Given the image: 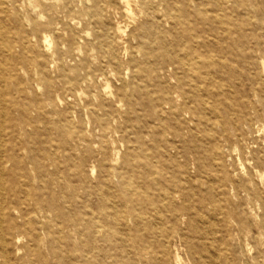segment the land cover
I'll return each mask as SVG.
<instances>
[{"label":"bare ground","instance_id":"bare-ground-1","mask_svg":"<svg viewBox=\"0 0 264 264\" xmlns=\"http://www.w3.org/2000/svg\"><path fill=\"white\" fill-rule=\"evenodd\" d=\"M59 1L0 0L3 11H8L5 8L8 4L16 11L14 17L0 15L1 257L5 264H166L145 262L141 256L136 262L142 246H138L135 239L130 241L133 247L126 262H113L111 232L141 231L146 234L165 231V224L171 235L195 229L196 210H193L191 195L199 173L191 174L188 164L179 161L178 157H187L191 151L182 150L175 143L183 142L196 131L207 132L210 120L207 113L218 110L214 99L216 93L234 87L236 99L226 102L237 105L227 118L212 122L217 125L214 134L217 141L220 138L225 141L232 135L245 139L256 123L258 130L264 129V103H261V113L256 103L264 91V60L260 61L261 65L252 77L239 76L226 62L222 64L224 74L213 75L218 67L215 59L223 61L229 56L239 57L245 24L243 17L253 11L256 0H81L80 5L74 0ZM121 2L127 5L122 11L124 19L112 32L110 17ZM72 13L77 14L83 27L89 30L81 44H76L75 38L66 33ZM55 29L68 42V47L73 44V49L77 48L79 52V59L71 68L73 74L61 79L62 88L73 89L78 85L79 90L75 92L80 95L81 89L95 85L99 74L104 75L106 81L105 87L81 100L78 110L70 107L63 110L65 120L76 129V134L61 159L48 149L47 140L34 137L39 121L32 116L30 105L31 79L44 77L38 54L32 48L33 39L41 33L47 43V32ZM121 34L126 36L124 40L117 39ZM116 42L121 43L128 54L127 61L120 59ZM254 50L258 52L259 47ZM28 52H31L30 56L25 55ZM139 56L144 59L139 60ZM125 69L133 77L147 71L157 81L155 88L147 90L153 102L152 110L147 107L145 119H137L141 124L135 134L141 149V161L138 162L134 161L135 157H128V151L122 157V150L128 144V114L136 113L133 89L125 75L129 71ZM111 75L119 81L114 87L109 81ZM244 82L250 85L249 95L239 91ZM152 92L157 93L155 97ZM228 97H231L230 93L225 95V100ZM59 100L63 102L60 97ZM225 105L230 108L229 104ZM164 114L171 115L175 124L160 130L158 122L163 121ZM228 119H231L229 126ZM24 150L29 151L28 156L22 153ZM133 152L136 154L137 151ZM88 157L93 158L94 164L88 165L89 175L83 176L79 170L87 164ZM213 158L218 167L227 164V167H221L223 175H218L217 180L227 179L235 184L233 196L238 201L242 197L249 204L250 212L263 228L260 234L264 240L261 217L264 188L256 181L254 170L246 173L245 181L234 183L235 173L229 169L228 160L217 155ZM257 166L259 163L254 160L252 167L257 170ZM102 167L107 168L105 173H102ZM30 171L37 184L31 181ZM75 179L81 187L87 185L82 194L77 193ZM137 184L143 188L139 192L131 189ZM57 185L73 192L67 195L63 189L56 192L54 186ZM220 192L224 193V189ZM135 193L139 208L131 200ZM94 197L96 202L92 200ZM61 198L64 202H60ZM111 199L119 206L115 205L113 209ZM218 201L213 199V204L217 205ZM208 204L215 209L211 202ZM160 223L163 227L158 229ZM238 223L239 235L235 238L242 246L243 235L252 229L246 230L245 221L240 217ZM63 233L74 239L76 246L65 255L59 249L50 252L52 248L61 247L60 241L65 238ZM180 240L169 241L174 244L171 259L175 264H186L192 258L189 255L182 259L180 248L185 240ZM98 241L103 243L104 262L94 260ZM158 243L165 246L160 240ZM43 247L53 257L43 254ZM142 250L146 252L149 246ZM253 258L257 262L251 264L264 263L260 262L258 254Z\"/></svg>","mask_w":264,"mask_h":264},{"label":"rangeland","instance_id":"rangeland-1","mask_svg":"<svg viewBox=\"0 0 264 264\" xmlns=\"http://www.w3.org/2000/svg\"><path fill=\"white\" fill-rule=\"evenodd\" d=\"M53 1L55 0H48V2ZM74 1L77 5L81 3V0ZM56 2L60 3L59 0H56ZM255 4L256 6L253 11L247 14L248 16L243 17L245 24L241 37L239 57L233 58L229 56L223 61L221 59H215L218 67L216 71H213V75L224 74L222 73L224 70L222 64L226 62L225 64L228 63L229 66L231 65V67H234L239 76L245 75L252 77L257 67L261 65L260 61L264 60V0H256ZM126 7V3L121 2L118 3L116 8L112 11L110 17L112 32H115L117 25L122 23L121 21L124 19L122 11L126 9ZM5 8H7L8 11H3L4 7L0 3V15L9 14L11 17H14L16 11L12 9V5H5ZM19 9H22V6H19ZM68 23L69 26L66 33L75 38L76 44H81L84 40V34L89 30L83 27L81 20L75 13H72V16L68 19ZM47 33L49 39L47 43H45L43 34L41 33L40 36L33 39L32 48H34L38 54V60H40L39 62L42 65L41 68L44 77L36 76L31 79L32 91L30 92V105L32 116L39 121L37 123V127L39 128L38 133L35 134L34 137L40 136L47 140L46 146L48 149L55 154L57 159H61L64 153L66 154L68 152L70 142L76 134V129L65 120L66 114L63 110H68L69 107L78 110L81 105V100H86L92 93H97L101 88L105 87L106 81L104 75L99 74L94 83L95 85L90 88L84 87L81 89L83 93L81 92L80 95H77L75 92V90H79L78 85H75L73 89H68L67 87L62 88L61 79L62 77L65 78V75L73 74L71 68L79 59V52L77 48L73 49V42H70L72 46L68 47V42L63 40L61 33H59V31L57 32L56 29L55 31H49ZM88 37L90 36L88 35ZM125 37L124 34H121L117 36V39L124 40ZM116 46L120 59L123 62L127 61L129 57L123 50L121 43L116 42ZM255 47H259L258 52L254 50ZM25 55L30 56L31 52L25 53ZM257 56L262 59H258ZM142 59H144V57L139 56V60ZM106 70L108 71L109 68H106ZM125 70L127 71L128 69ZM20 74H22V72H20ZM131 74L130 71L125 73L133 89L132 96L136 103V113L131 112L128 114L130 117V121L128 122L129 129L127 128L126 131V133H128V144H126V148L122 150V157H124L128 151V157L130 159L135 157L134 161L138 162L141 161V149L137 144L135 134L139 131L141 124L137 119H145L148 113L146 110L147 107L152 110L153 102L149 98L150 93H148L147 90L155 88L157 86V81L154 77L151 78L147 71H144L142 76L137 74L133 77ZM109 81L113 87L119 82L113 75L109 77ZM226 86L227 82L224 87ZM233 90L234 87L229 91L218 92L214 95L218 110L216 113H207V116L210 118V120H208L207 132L196 131L193 135L186 136L183 142L178 140L175 143L182 148V150L185 148L191 151L187 154V157H178L179 161L184 165L188 164V170L191 174L194 175L196 171L199 173V180H196L191 195V202L195 207L193 210H196L193 220L194 224H196L195 229L180 231L178 234L173 232V235H171L167 232L169 226L165 224V231L155 230L154 232L146 234H143L140 230V232L137 233L121 231L120 234H113V232H111L110 251L112 252L113 262H126L128 254L132 251L133 244L130 242L132 239H135L136 244L142 246V249L146 245L149 246V250H146V252H143L142 249L138 251L135 259L136 262H139L141 256L146 260L145 262H166V264H175L171 259L174 244H169V241L173 243L174 239H181L180 241H182V239L185 240L183 241L184 245H181L180 255L182 259H187L189 255H191L192 258V260L187 261L186 264H189V262H195V264H220L221 262H227L226 264H251L257 262L253 258L254 254L260 256L259 259L261 263L264 262V240L260 234L263 228L260 226V223H258L257 218L250 212L249 204H247L242 197L241 201H238V198L233 196V187L235 184L227 179L222 182L217 180L218 175H223L224 170L221 167H227V164L218 167L216 166L217 162L215 158H213L217 155L219 157L223 156L224 161L228 160L229 169L235 173L234 183H237V181H245L247 178L246 173H248L249 170H254L252 173H254L256 181L261 183V188H264V129L258 130V123H256L253 130L246 133L245 139H242L241 136V138L238 139L235 135H232L225 141L221 138L217 141L216 136L214 137L217 125H214V123L212 124V122L216 121L218 118L222 120L223 118H227L229 116L228 114L233 113V111L237 109L236 102H234L233 105H231L230 102H226L228 99H236V94ZM239 91H246L248 95L251 94L250 85L244 82L243 85L241 84L239 86ZM227 93H230L231 97L225 100V95ZM261 93V96L257 100L258 102L256 101L259 113L262 112L261 103H264V91ZM156 94V92H152L153 97H155ZM59 97L63 102L59 100ZM226 103L229 104L230 108H232V106H234V108L230 109L226 107ZM113 107L115 106L113 105ZM55 110H57V113ZM58 111H62L63 114ZM14 113L17 115V111ZM8 116H10L9 112ZM38 116H40V118H38ZM230 120L231 119H228L229 122L226 121L228 122L227 125L229 123L231 125ZM174 124L175 119L171 115L164 114L163 121L158 122V128L160 130L163 128L169 129ZM236 132L238 134L240 130L238 129ZM127 145H130V148H127ZM133 151H137L136 154ZM244 151L245 155L243 156L242 152ZM28 152V150H24L22 153L28 156ZM196 158H198V160ZM254 160H257L259 163L257 170L252 167ZM86 163V165L82 166V170H79L83 176L89 175L88 165L94 164L93 158L88 157ZM106 169V167H102V173H105ZM29 170L28 168V171ZM94 170V173H96V168ZM98 172H100V168H98ZM33 174V171H30L29 175L31 181L37 184V180L33 178ZM74 181V184L77 185V193L82 194L85 192L87 185L81 187V185H78L77 179ZM54 189L56 192H58L59 189L64 190L60 185L54 186ZM131 189H136V191L139 192L143 188L137 184L132 185ZM221 189H224V193L220 192ZM125 190H127V187ZM64 191L66 195L73 192L72 189H65ZM137 199L138 194H133L131 200H133L137 208H139L136 201ZM213 199L216 201L219 200L218 203L222 206L217 202L218 206L215 202L213 204ZM234 199L237 200L236 203ZM59 200L60 202H64L62 198ZM92 200L96 202L95 197ZM111 201V203H113L112 207H115V205L119 206L116 200L111 199ZM209 201L212 203V208L214 205L215 209H211V204H208L210 203ZM254 201H257L256 198ZM109 202L110 200H108V204ZM130 203L129 200L128 204L130 205ZM228 208L230 211H228ZM113 209H110V212H112ZM239 217L245 221L246 230L252 229L246 236L243 235L242 246H239L235 238L239 235ZM261 217L264 221V213L263 215L261 214ZM162 227L163 225L161 223L157 226L158 229ZM63 234L65 238L60 241L61 247L52 248L50 252L59 249V252L65 255L76 246V241L74 239L69 238L65 233ZM159 240L162 241V244L164 243L165 246L160 245V243H158ZM245 242L246 244L244 245ZM98 245L99 248L96 249L97 256L94 260L95 262H104V257L101 252L103 243L98 241ZM42 250L43 254H46L48 258L53 257L47 254V248L43 247ZM23 252L25 253L26 251ZM1 254L2 252L0 251V264H5ZM71 255L72 257L75 256L73 254ZM90 255L91 254H89V256ZM11 262H14V260H11Z\"/></svg>","mask_w":264,"mask_h":264}]
</instances>
